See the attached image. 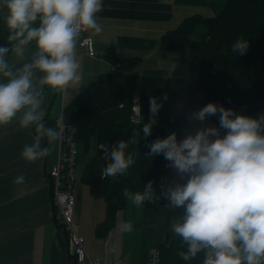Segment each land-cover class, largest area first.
Returning a JSON list of instances; mask_svg holds the SVG:
<instances>
[{"label": "clouds", "instance_id": "obj_1", "mask_svg": "<svg viewBox=\"0 0 264 264\" xmlns=\"http://www.w3.org/2000/svg\"><path fill=\"white\" fill-rule=\"evenodd\" d=\"M103 7L104 0H0L7 30V42L0 44V126L18 120L21 128L34 129L33 141L21 152L29 162L45 157V140L50 145L64 131L59 122L46 123L42 90H66L82 79L78 37L85 29L102 31L97 15ZM249 46L239 38L231 47L243 55ZM167 98L150 97L152 119L129 139L100 141L111 155L106 176L123 175L136 162L129 145L152 135ZM216 115L218 127L206 123ZM188 120L183 137L174 131L147 145L148 156L162 154L180 179L162 183L159 193L149 181L142 191L125 189L124 196L137 206L164 197L166 206L183 209L171 230L186 245L178 253L186 262L202 257L201 264H264V112L253 117L209 102ZM24 181L22 174L15 178L17 184ZM121 227L130 232L133 223L123 221Z\"/></svg>", "mask_w": 264, "mask_h": 264}, {"label": "trees", "instance_id": "obj_2", "mask_svg": "<svg viewBox=\"0 0 264 264\" xmlns=\"http://www.w3.org/2000/svg\"><path fill=\"white\" fill-rule=\"evenodd\" d=\"M201 26L205 29L204 35L196 39L195 34ZM239 38L250 42L243 55L236 54L231 47ZM160 46L178 52L171 76L136 75L133 70L140 59L125 57L118 49L110 47L105 58L115 70L91 82L64 109L70 139L89 158L82 181L93 198L106 202V217L95 228L99 238L110 233L118 212L126 208L125 189L142 191L144 184L152 181L159 193L162 183L174 181V169L167 167L169 162L162 154L148 156L147 145L174 131L181 137L186 134L189 115L178 114L181 101L187 108L196 110L209 102H217L253 117L264 112V0H227L215 17H188L162 36ZM136 93L141 98L142 121L139 124L131 119ZM165 94L168 98L156 118L152 135L129 145L128 150L136 153V162L123 175L106 176V161L111 155L100 141L129 139L133 130L141 129L152 119L150 97L162 98ZM206 123L218 127V115L209 117ZM56 124L50 122L49 126L56 127ZM73 127L76 128L74 133ZM167 203L164 197H154L143 204L147 209H154ZM159 249L161 264H201L202 257L186 262L178 255L180 250L186 249L182 238Z\"/></svg>", "mask_w": 264, "mask_h": 264}, {"label": "crops", "instance_id": "obj_3", "mask_svg": "<svg viewBox=\"0 0 264 264\" xmlns=\"http://www.w3.org/2000/svg\"><path fill=\"white\" fill-rule=\"evenodd\" d=\"M226 2L104 0L103 10L97 15L102 31L85 29L78 37L77 59L82 79L66 90L57 91L48 86L42 90L46 123L57 122L65 107L91 82L115 70L105 58L110 47L118 49L125 57L140 59L133 70L136 75L169 76L175 55L161 48L162 36L188 17L219 15ZM0 29H3L0 44H3L7 42V30L2 21ZM86 36L94 39V56L80 46ZM32 48H35L34 43ZM15 63L19 65L22 61ZM34 134V129L21 128L18 120L0 126V264H79L72 256L62 221L56 216L51 192L50 171L58 159L59 139L50 145L45 140L42 146H48L49 153L29 162L21 152L25 144L33 141ZM88 159L87 156L77 171L76 219L85 247L94 259L102 264H148L151 249L180 238L171 230L172 216L179 209L166 205L147 209L144 204L137 206L129 200L126 208L118 212L110 233L104 238L97 237L95 228L106 217V202L93 198L82 181ZM21 174L25 181L15 183V178ZM179 179L174 170V180ZM123 221L133 223L132 231L121 227Z\"/></svg>", "mask_w": 264, "mask_h": 264}, {"label": "built area", "instance_id": "obj_4", "mask_svg": "<svg viewBox=\"0 0 264 264\" xmlns=\"http://www.w3.org/2000/svg\"><path fill=\"white\" fill-rule=\"evenodd\" d=\"M84 31L82 30L81 34ZM93 43L94 39L91 36H86L80 42V46L86 48L89 54L94 56ZM131 119L135 124L142 121L139 93L133 96ZM58 122L64 131L62 137L59 138L57 162L50 171L52 197L56 213L61 218L62 227L68 235L70 250L76 263L102 264L88 253L85 247V238L79 232V223L76 219L78 144L69 137L70 127L65 121L64 114L58 119L57 124ZM148 264H161V251L159 248L151 249Z\"/></svg>", "mask_w": 264, "mask_h": 264}, {"label": "rangeland", "instance_id": "obj_5", "mask_svg": "<svg viewBox=\"0 0 264 264\" xmlns=\"http://www.w3.org/2000/svg\"><path fill=\"white\" fill-rule=\"evenodd\" d=\"M202 29V30H200ZM204 27H200L198 29V31L196 32L195 34V38L196 39H200L203 35H204ZM171 53H174V55L176 56L178 52H175V51H170ZM173 63V62H172ZM174 68H175V65H173L171 67V71L169 73V76H171L173 74V71H174ZM197 108H187L184 104L183 101H181L179 103V107H178V114L179 115H190L192 112L196 111ZM87 158L85 152L82 150V149H79V154H78V161H77V171L80 170V168L82 167L83 165V161H85ZM51 192H52V187H51ZM183 213V209H179V212L176 211V213H174V215L172 216L173 217V223L175 222V219L177 217V215H182Z\"/></svg>", "mask_w": 264, "mask_h": 264}, {"label": "water", "instance_id": "obj_6", "mask_svg": "<svg viewBox=\"0 0 264 264\" xmlns=\"http://www.w3.org/2000/svg\"><path fill=\"white\" fill-rule=\"evenodd\" d=\"M122 74V73H121Z\"/></svg>", "mask_w": 264, "mask_h": 264}]
</instances>
